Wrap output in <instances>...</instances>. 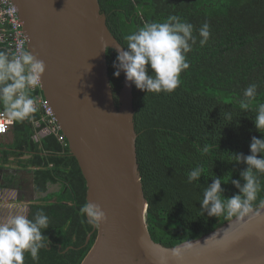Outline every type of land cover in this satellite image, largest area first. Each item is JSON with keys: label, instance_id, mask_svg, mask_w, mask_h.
Returning <instances> with one entry per match:
<instances>
[{"label": "trees", "instance_id": "16d2710c", "mask_svg": "<svg viewBox=\"0 0 264 264\" xmlns=\"http://www.w3.org/2000/svg\"><path fill=\"white\" fill-rule=\"evenodd\" d=\"M100 11L112 35L126 47V37L146 22H164L176 15L194 26L197 43L187 54L189 69L180 74L181 84L172 93H152L132 85L136 153L141 184L147 203L145 221L156 244L173 248L198 240L232 219L224 215H201L200 201L209 177H223V195L238 194L231 180L240 179L246 165L234 162V154L249 155L251 138H264L254 125L256 109L264 103V0H98ZM209 24L208 42L199 45L198 31ZM0 51H7L0 42ZM8 52V51H7ZM9 53V52H8ZM117 53L106 50L108 76L118 106L123 72L114 77ZM151 74V71L148 73ZM255 83L256 100L241 112L239 102L244 90ZM35 99L40 89L32 92ZM0 110L4 111L3 106ZM231 112L233 121L223 119ZM41 113L12 125V141L4 136L0 145L13 146L1 164L13 158L20 167H38L35 186L46 192L47 182L57 183L58 200L53 204L31 205L29 218L43 211L49 228L43 231L50 243L40 250L39 261L25 254V264H81L96 239V231L85 222L79 209L86 203V182L68 146L55 135L34 140ZM3 137V136H2ZM1 140V139H0ZM67 143V142H66ZM25 159H21L23 156ZM259 158V154H258ZM195 167L203 169L198 182L188 183L187 175ZM9 174V179L11 175ZM264 186V175L260 176ZM243 184V180H240ZM2 187V185H0ZM51 196L41 198L48 200ZM264 191L253 209L260 207ZM67 203V204H66ZM69 224L71 228H66ZM77 227V228H73ZM91 234L89 242L86 238Z\"/></svg>", "mask_w": 264, "mask_h": 264}, {"label": "water", "instance_id": "95a60500", "mask_svg": "<svg viewBox=\"0 0 264 264\" xmlns=\"http://www.w3.org/2000/svg\"><path fill=\"white\" fill-rule=\"evenodd\" d=\"M13 2L26 48L46 66L42 96L84 177L86 202L98 204L107 217L93 227L96 239L81 264H264L261 207L173 248L152 240L136 153L132 84L123 74L117 106L108 87L106 50L117 53L121 45L98 0Z\"/></svg>", "mask_w": 264, "mask_h": 264}, {"label": "clouds", "instance_id": "9594fccd", "mask_svg": "<svg viewBox=\"0 0 264 264\" xmlns=\"http://www.w3.org/2000/svg\"><path fill=\"white\" fill-rule=\"evenodd\" d=\"M193 32L194 26L176 15L167 17L164 22H146L126 37V47L116 49L114 77L118 78L123 72L126 83L140 91L172 93L181 84L180 74L190 67L187 54L197 43V36ZM198 35L199 45L203 47L210 37L208 23L200 27ZM45 67L44 62L23 43L14 53L0 51V106H3L9 122L31 120L38 112L32 92L41 85ZM108 87H112L110 82ZM112 95L115 98V94ZM256 96L257 85L250 84L239 102L241 112L249 110ZM233 118L231 112L223 116L227 123L232 122ZM254 125L260 133L264 129V103L257 106ZM249 152V155L234 154V162L246 165L240 172V179L231 180L238 194L230 198L223 195L225 190L221 185L228 183L230 177L225 181L224 176H209L212 183L204 189L200 201L201 215L206 212L209 217L224 215L226 218H240L253 211L254 202L264 191L260 180V176L264 175V138L253 136ZM202 173L201 167L193 168L187 175V182H198ZM240 180H243V184ZM260 207L264 208V199L260 201ZM79 211L86 218L85 222L94 228L107 220L105 212L96 203L87 202ZM256 214L259 215V212ZM49 226V218L42 210L31 219L25 214H16L0 220V264H25L26 253L34 262H38L40 250H47L50 243L42 234ZM173 255L178 253L174 252Z\"/></svg>", "mask_w": 264, "mask_h": 264}, {"label": "flooded vegetation", "instance_id": "af4514ba", "mask_svg": "<svg viewBox=\"0 0 264 264\" xmlns=\"http://www.w3.org/2000/svg\"><path fill=\"white\" fill-rule=\"evenodd\" d=\"M64 155L67 156V158L68 156H72L70 152ZM37 168L38 167L14 168L11 166L0 170V184L2 185V190L0 192V214H2V217L0 215V220L10 218L16 214H25L29 217V208L31 205L53 204L58 200L56 194L59 190V185L57 183L50 184L47 182L46 192H40L36 188L34 171L37 170ZM10 173H13L11 175L12 178L8 180ZM47 196L51 197L48 200L41 201V198ZM65 226L66 228H71L69 224H65Z\"/></svg>", "mask_w": 264, "mask_h": 264}, {"label": "built area", "instance_id": "2783aa9c", "mask_svg": "<svg viewBox=\"0 0 264 264\" xmlns=\"http://www.w3.org/2000/svg\"><path fill=\"white\" fill-rule=\"evenodd\" d=\"M0 42L5 44L6 50L10 54L14 53L21 43L26 47L25 33L13 0H0ZM37 89L41 90V86ZM36 102L40 109V122L42 124L37 136L54 134L60 142H67L57 124L49 102L43 96L37 97ZM12 125L13 122H9L5 112L0 110V136H6ZM37 136L35 137L36 140Z\"/></svg>", "mask_w": 264, "mask_h": 264}, {"label": "crops", "instance_id": "0c3cea01", "mask_svg": "<svg viewBox=\"0 0 264 264\" xmlns=\"http://www.w3.org/2000/svg\"><path fill=\"white\" fill-rule=\"evenodd\" d=\"M39 109V108H38ZM39 111H40V109H39ZM5 112V111H4ZM39 123V124H38ZM41 122L39 121V122H36L35 123V126L36 127H38L39 128V130L37 131V133H36V135L34 136V140H36L35 139V137L37 136V134L38 133H40V130H41ZM11 130H12V127H11ZM11 130L9 131V133L5 136V137H7V138H10L9 140L10 141H12V132H11ZM46 135H49V134H40V136H37V139H40L41 137H44V136H46ZM54 135V134H53ZM56 137V136H55ZM57 138V137H56ZM0 141L2 142V141H4V142H6L7 143V140H3L4 139V136L2 137V136H0ZM57 140H58V138H57ZM59 141V140H58ZM60 142V141H59ZM62 144H63V146L64 147H66V142H61ZM68 146V145H67ZM15 148L13 147V146H8L7 144H6V146H2V145H0V170H2V169H6V168H8V167H11V166H13L14 168H19L20 166H17V164L16 165H14L15 164V161L13 160V158L11 157V158H9L8 159V161H9V163H7V164H1V160H2V158H3V156L5 155V154H8L9 152H15ZM10 154V153H9ZM25 158H27V156L25 155V156H23L21 159H25ZM1 185V184H0ZM2 187H0V192H1V189Z\"/></svg>", "mask_w": 264, "mask_h": 264}, {"label": "rangeland", "instance_id": "374dc122", "mask_svg": "<svg viewBox=\"0 0 264 264\" xmlns=\"http://www.w3.org/2000/svg\"><path fill=\"white\" fill-rule=\"evenodd\" d=\"M1 215V217H2V214H0Z\"/></svg>", "mask_w": 264, "mask_h": 264}]
</instances>
